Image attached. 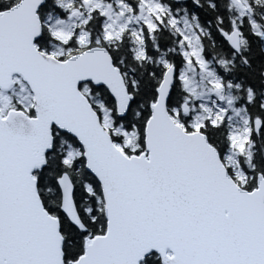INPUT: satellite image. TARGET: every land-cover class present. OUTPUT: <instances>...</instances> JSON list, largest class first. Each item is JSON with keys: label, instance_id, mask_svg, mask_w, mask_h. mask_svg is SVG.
I'll list each match as a JSON object with an SVG mask.
<instances>
[{"label": "snow or ice", "instance_id": "1", "mask_svg": "<svg viewBox=\"0 0 264 264\" xmlns=\"http://www.w3.org/2000/svg\"><path fill=\"white\" fill-rule=\"evenodd\" d=\"M0 264H264V0H0Z\"/></svg>", "mask_w": 264, "mask_h": 264}]
</instances>
